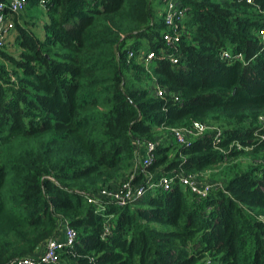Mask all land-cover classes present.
Returning <instances> with one entry per match:
<instances>
[{
    "label": "trees",
    "instance_id": "16d2710c",
    "mask_svg": "<svg viewBox=\"0 0 264 264\" xmlns=\"http://www.w3.org/2000/svg\"><path fill=\"white\" fill-rule=\"evenodd\" d=\"M179 1L190 11L172 49L159 0H28L20 15L39 9L40 26L10 15L0 264L36 256L65 227L77 238L56 264H264V0ZM194 123L209 129L178 143L172 131ZM213 170L203 200L180 181ZM126 182L143 196L104 211L88 202Z\"/></svg>",
    "mask_w": 264,
    "mask_h": 264
},
{
    "label": "built area",
    "instance_id": "2783aa9c",
    "mask_svg": "<svg viewBox=\"0 0 264 264\" xmlns=\"http://www.w3.org/2000/svg\"><path fill=\"white\" fill-rule=\"evenodd\" d=\"M247 3H252L253 0H246ZM28 0H4L0 3V47H3L7 41L8 33L14 29L15 24L10 18L11 14L20 15L26 10ZM159 12L162 15L164 24L167 28V33L164 35L165 43L172 48L176 47V43L179 42L181 35L184 33L182 25L188 17V12L190 11L189 7H184L179 0H159ZM134 53H130V57H133ZM232 53L226 51L222 54V59L231 60ZM173 64H177L179 59L176 53H172L167 56ZM155 59V54L153 52L143 53L139 58L140 63L146 68H149L152 65L153 60ZM237 60H242V55L237 56ZM156 93L159 98H166L167 92L164 89L156 87ZM179 96H175V100L178 101ZM207 129L202 123H194L192 128L185 130H173V134L178 143H186L185 136H200ZM155 145L151 143L145 144L146 155L143 159V164L147 166L153 157ZM138 165V164H137ZM132 180V177H131ZM180 181L182 185L189 189L192 194H194L198 200L205 199L212 189L214 188L212 183H202L197 178L192 177H181ZM200 181V182H199ZM172 179H162L158 187L162 188L164 191L171 190L173 186ZM153 188V186L151 187ZM144 194L143 189L131 185L130 182H126L124 185L119 188L102 190L97 196L90 197L88 202L99 208V210H105V201H113L121 206H124L131 202L134 199L142 197ZM113 219V216L109 217V221ZM64 240L61 241L58 239L51 240L46 245L44 252L38 253L34 257L24 258L18 261L16 264H56L59 259V254L66 247H71L74 245L77 233L71 227L64 228Z\"/></svg>",
    "mask_w": 264,
    "mask_h": 264
},
{
    "label": "rangeland",
    "instance_id": "374dc122",
    "mask_svg": "<svg viewBox=\"0 0 264 264\" xmlns=\"http://www.w3.org/2000/svg\"><path fill=\"white\" fill-rule=\"evenodd\" d=\"M153 8H157V2L154 1L153 2ZM35 11H33L34 13H36L38 10L37 9H34ZM39 12V11H38ZM215 128V127H214ZM162 141L166 142V138H163ZM142 147H145V145H143ZM142 152L144 153V149H142ZM254 158L253 157H247V156H244L242 158H240L238 160V163H242L244 165H248V164H251L254 162ZM218 174V171L217 170H213V171H210L209 173L205 174L204 176H202L199 180L202 182V181H205V182H208L209 180H214L216 177L214 175ZM199 181V182H200Z\"/></svg>",
    "mask_w": 264,
    "mask_h": 264
},
{
    "label": "crops",
    "instance_id": "0c3cea01",
    "mask_svg": "<svg viewBox=\"0 0 264 264\" xmlns=\"http://www.w3.org/2000/svg\"><path fill=\"white\" fill-rule=\"evenodd\" d=\"M38 11L36 12V14L34 12H33V14H29V15L24 13V15H20L18 18L20 19V21L22 23H24V25H27V21L31 20L32 17H36L37 25L38 26L43 25L47 21V15L42 14V12L39 9H38ZM64 230L65 229H63L61 235L59 236V240H61V241L64 240V233H65ZM45 248H46V245L42 249L41 253L44 252Z\"/></svg>",
    "mask_w": 264,
    "mask_h": 264
}]
</instances>
